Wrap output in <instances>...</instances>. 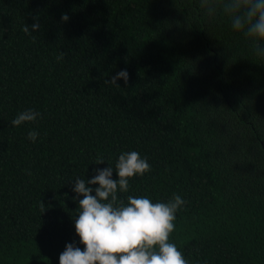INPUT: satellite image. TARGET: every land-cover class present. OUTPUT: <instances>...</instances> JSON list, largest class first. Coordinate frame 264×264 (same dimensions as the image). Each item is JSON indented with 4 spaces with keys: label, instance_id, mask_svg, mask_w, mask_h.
Instances as JSON below:
<instances>
[{
    "label": "trees",
    "instance_id": "1",
    "mask_svg": "<svg viewBox=\"0 0 264 264\" xmlns=\"http://www.w3.org/2000/svg\"><path fill=\"white\" fill-rule=\"evenodd\" d=\"M131 151L151 170L118 199L181 196L169 242L189 264H264V55L198 0H0V264L83 250L75 179L118 180Z\"/></svg>",
    "mask_w": 264,
    "mask_h": 264
},
{
    "label": "clouds",
    "instance_id": "2",
    "mask_svg": "<svg viewBox=\"0 0 264 264\" xmlns=\"http://www.w3.org/2000/svg\"><path fill=\"white\" fill-rule=\"evenodd\" d=\"M203 14L210 20L227 18L234 31L241 33L250 41L256 55H264V0H198ZM30 27L25 24L22 31L27 35L36 33L40 28L38 18ZM61 20H69L63 14ZM35 41V36H32ZM61 52L57 61L64 59ZM129 73L123 69L105 80L106 84L120 88L118 80L125 84ZM41 113L32 109L19 112L11 121L15 127L26 122H35ZM39 133L30 131L27 138L35 143ZM104 163L98 156L96 164ZM151 170L146 158L137 151L122 153L115 165L118 180H114L113 168L93 169L90 180L76 178L72 191L79 200V214L75 220L76 234L81 250L75 242L66 244L59 256V264H189L176 244L169 242L175 231L176 213L187 202L179 195L167 203H153L147 197H127V204L118 199V191H129V180L143 176ZM30 174V173H29ZM89 185H99L94 189ZM83 196V199H79ZM41 211H46L41 202Z\"/></svg>",
    "mask_w": 264,
    "mask_h": 264
}]
</instances>
